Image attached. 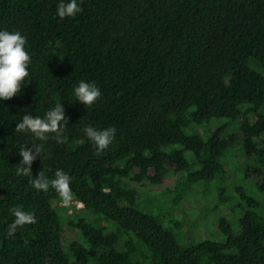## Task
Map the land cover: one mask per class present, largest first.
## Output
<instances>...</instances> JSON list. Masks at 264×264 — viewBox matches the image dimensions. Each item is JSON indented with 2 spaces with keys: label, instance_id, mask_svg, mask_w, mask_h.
<instances>
[{
  "label": "trees",
  "instance_id": "1",
  "mask_svg": "<svg viewBox=\"0 0 264 264\" xmlns=\"http://www.w3.org/2000/svg\"><path fill=\"white\" fill-rule=\"evenodd\" d=\"M58 3L0 0V29L25 35L31 57L29 82L0 100V264H264V216L252 199L238 232L220 217L221 241L185 244L174 232L194 188L214 190V209L228 203L227 187L205 183L227 181L237 130L243 170L264 185V0H78L82 10L65 18ZM80 80L101 89L88 108L74 94ZM58 101L67 139L50 133L32 172H67L72 207L15 174L17 147L41 143L16 123ZM85 125L114 126L115 138L97 152ZM169 166L173 188L156 194ZM149 192L170 197L168 207L142 210ZM18 205L34 222L9 234Z\"/></svg>",
  "mask_w": 264,
  "mask_h": 264
},
{
  "label": "clouds",
  "instance_id": "2",
  "mask_svg": "<svg viewBox=\"0 0 264 264\" xmlns=\"http://www.w3.org/2000/svg\"><path fill=\"white\" fill-rule=\"evenodd\" d=\"M81 10L78 0H59L57 5V15L60 18L75 17ZM26 44L27 37L19 30L0 29V100L19 94L22 85L28 81L31 57ZM74 94L77 101L88 108L101 96V89L93 81L80 80L74 88ZM68 120L63 104L58 101L43 115L34 116L26 112L16 123L15 129L17 132L31 133L34 139L41 141L31 143V147L29 144L17 147L21 160L15 167V174L29 177L30 184L37 190L46 192L50 187L55 189L65 206L72 202L70 175L58 168L51 178L44 171L33 176L32 163L38 156H43L44 142L49 139L50 133H54L59 142L67 139L63 133ZM116 131L114 126L97 128L85 125L83 128L84 134L94 144L97 152L103 151L112 143ZM10 213L15 219L9 225V234L15 232L19 226L34 222V213L25 211L23 206H13Z\"/></svg>",
  "mask_w": 264,
  "mask_h": 264
},
{
  "label": "rangeland",
  "instance_id": "3",
  "mask_svg": "<svg viewBox=\"0 0 264 264\" xmlns=\"http://www.w3.org/2000/svg\"><path fill=\"white\" fill-rule=\"evenodd\" d=\"M213 129V125L204 126L201 128V133L209 134ZM237 136L239 140L231 143V150L229 151V156L232 158L234 157L236 162H234V165L232 167L230 166L228 169L226 174L227 181L215 180L210 183H205L211 184L210 187L215 189H217V186L224 188L227 187L226 191L229 196L228 203L217 207L219 204L218 197H216L217 195L214 193V190L211 192L207 190L205 193L206 195L202 196L201 193L204 194V192L200 191L202 190V187L194 188L192 190V194H190L182 202L183 208H181L184 211H179L177 213L178 217L175 218L176 220H179V222H182V230H174L175 234L180 236L182 243L196 244L201 239H212L218 241L225 239L224 234L217 230V222L221 216H225L224 218L230 222L232 227L235 226V228L233 227V230L238 232L240 228L239 220L243 216L244 211L249 208V199H252L258 204L257 212L261 216H264V185L262 186V184H259L260 182L256 177H250L249 179L246 176V172L244 171L246 158L241 150V139L243 134L240 130H237ZM258 143L260 146L263 145L261 140H259ZM175 177L176 175H174L171 167L169 166L166 183L160 188L157 187L158 189L155 188V191H157L156 194H161L168 186H172L171 188H173V179ZM146 184V189L148 188L151 191V187H148V183ZM167 199L169 200L170 197H167L166 199H157L149 192L148 194H144L141 200L142 202L138 203L142 210L144 206L147 210L156 212L155 210H157L161 205L167 204ZM216 203V209H214L213 205ZM209 204L211 205L210 208ZM67 206L72 207L75 205L72 201L71 204ZM171 219L172 217L165 219V225H167V227H171L172 224H170L171 221H169ZM71 236L72 233L70 230L62 233V238L64 240L66 238H70ZM73 238L75 237L73 236Z\"/></svg>",
  "mask_w": 264,
  "mask_h": 264
}]
</instances>
